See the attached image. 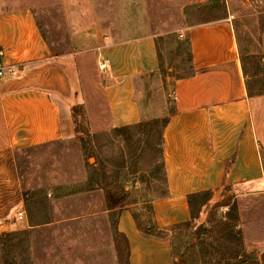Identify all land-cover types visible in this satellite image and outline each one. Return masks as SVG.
I'll return each mask as SVG.
<instances>
[{"label": "crops", "instance_id": "1", "mask_svg": "<svg viewBox=\"0 0 264 264\" xmlns=\"http://www.w3.org/2000/svg\"><path fill=\"white\" fill-rule=\"evenodd\" d=\"M181 37L190 45L192 72L165 76L169 98L157 114L142 84L162 69L153 36L115 40L96 33L88 51L54 56L29 7L0 8V230L24 232L110 213L101 189L89 192L90 203L66 206L58 214L52 193L24 195L25 154L52 161L68 156L70 172L75 164L83 168L77 182L87 179L86 154L75 131L78 105L85 108L91 132L168 118L161 128L165 193L149 202V211L141 204L118 208L117 229L127 239L130 264H169L167 230L191 220L190 194L226 186L240 191L264 180V92L249 93L234 23L225 18L189 26ZM100 63L106 67L99 69ZM50 176L54 185L57 175ZM81 195L78 189L65 196ZM135 210L164 237L141 230Z\"/></svg>", "mask_w": 264, "mask_h": 264}, {"label": "rangeland", "instance_id": "2", "mask_svg": "<svg viewBox=\"0 0 264 264\" xmlns=\"http://www.w3.org/2000/svg\"><path fill=\"white\" fill-rule=\"evenodd\" d=\"M15 6H27L33 11L54 56L88 51L96 33L115 40L153 36L162 69L150 82L143 78L142 84L148 91L146 99L156 103L157 114L169 98L170 83L164 80L165 76L169 73L179 78L192 72L190 45L181 37V31L201 23L231 19L250 90L264 92V0H0V8ZM87 61L86 67L93 74V62ZM74 119L76 137L86 154L87 179L77 182L83 168L75 164L70 172L68 156L61 154L52 161L49 156L25 154L20 162L24 195L52 193L58 214L66 206L90 203L89 192L101 189L105 209L112 207L110 213L25 232L6 226L0 230V264H130L129 247L117 229L118 208L137 204L138 209L141 204L149 211V202L165 193L161 159L164 117L120 131L91 132L85 108L78 105ZM52 173L57 175L54 185L50 184ZM78 189L83 195L65 196ZM143 212L147 214L146 210ZM140 214L135 210L141 229L159 234L160 230L149 220H142ZM221 217H226L229 224L218 223ZM230 226L243 232L247 255L243 252V257L228 262L223 258L228 253L237 256L238 252L219 238L227 234ZM202 227L212 228L213 236ZM167 235L171 247L169 264H264V180L249 183L240 191L228 186L218 189L193 224L170 228ZM214 238L221 242L215 243ZM208 241L214 242V247H205ZM210 250L217 256L211 255Z\"/></svg>", "mask_w": 264, "mask_h": 264}, {"label": "trees", "instance_id": "3", "mask_svg": "<svg viewBox=\"0 0 264 264\" xmlns=\"http://www.w3.org/2000/svg\"><path fill=\"white\" fill-rule=\"evenodd\" d=\"M248 89H249V93H251V94L261 93V92H255V91L250 90V87H248ZM167 121H168V118L164 117L163 124H166ZM149 122L150 121L143 122L141 125L147 124ZM115 130L116 131H120L122 129H115ZM93 166L96 167L97 164L94 163ZM212 193H214V191L211 190V191H205V192H199V193L190 194L189 197H188V200H189V205H190L191 214H192L191 215L192 216L191 220H189L188 222H185V223L176 224V225L172 226L171 229H176V228H179L181 226L193 224L195 222V220L198 218L201 209L205 205L208 204L209 197H210V195ZM111 209H112V207H111ZM136 220H137V224L139 225V228H141L142 226H141L140 222L138 221V219H136ZM227 222H228V219H226V217H221L219 219V221H218V223H221V224H224V225H228L229 223H227ZM204 231L207 232V234L210 237L213 236L211 234V233H213L212 228L211 229H204ZM227 231L228 232H227L226 235L221 236V238H219L222 242L218 238L217 239L214 238L213 241H215V243H220L221 242L222 244L226 245L228 248L238 252L237 256H233L232 254L228 253L229 256H227V257L225 256V258H223L224 260H227L228 262H230V261H232L234 259H239L240 257H243V255H244L243 252L245 253L246 247H245V242H244V234H243V232L241 230L235 231L234 230V226H230L229 228H227ZM3 234H6V232H3ZM148 234L155 235V236L161 237V238L164 237L163 231H160L159 234L155 233V232H148ZM123 237L125 238L124 235H123ZM125 241H126V243L128 245V242H127L126 238H125ZM204 246L205 247H207V246H213L214 247V242H209L208 241V243H204ZM209 252H211L210 253L211 255L217 254L214 250H210ZM215 256H217V255H215Z\"/></svg>", "mask_w": 264, "mask_h": 264}, {"label": "built area", "instance_id": "4", "mask_svg": "<svg viewBox=\"0 0 264 264\" xmlns=\"http://www.w3.org/2000/svg\"><path fill=\"white\" fill-rule=\"evenodd\" d=\"M99 66H100V68H105V67H106L104 63H100ZM2 74H3V69H2L1 66H0V76H1Z\"/></svg>", "mask_w": 264, "mask_h": 264}]
</instances>
